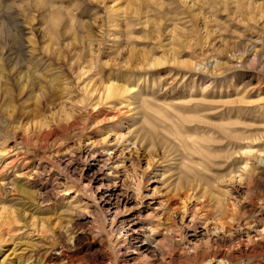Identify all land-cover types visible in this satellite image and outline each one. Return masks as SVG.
<instances>
[{
  "label": "rangeland",
  "instance_id": "374dc122",
  "mask_svg": "<svg viewBox=\"0 0 264 264\" xmlns=\"http://www.w3.org/2000/svg\"><path fill=\"white\" fill-rule=\"evenodd\" d=\"M253 51L256 52L253 63L252 56L244 65L237 62L241 53ZM0 54V136L7 129L10 132L4 136L5 144L10 148L4 163L10 162L15 152L22 151L27 159H32V166L40 170L44 166L39 171V180L47 183L40 185L34 179L30 184L36 191V200L42 202L37 213L49 218L57 216L64 224L68 221L71 229L86 230L78 234L71 245L74 259L91 264L110 262L108 251L100 246L95 236L100 221L108 225L110 218L107 216L102 220L93 207L87 210V215L74 208L65 212L68 205L74 206V203L68 204L70 198L77 193L79 197L81 191L76 184L71 186L78 189L77 193L73 190L65 192L64 187L56 186V179L60 183L65 181L63 165L58 166L61 158L53 159L40 149L39 142H35L37 133L31 138L32 142L16 145L18 137L24 134L23 125L35 123L48 127L44 131L54 130L60 141L72 146L74 140L63 129L65 123L68 124L66 114L75 116L79 126L85 128L81 144L109 137L108 152L96 157L95 161L88 160L90 163L76 159L73 168L75 176L81 171L87 178L94 174L93 187H101V195L111 194V202L123 210L118 219L132 220L131 228L137 232L139 229L136 239H129L130 245L140 251L147 250L155 264H192L191 253L185 251L179 255L180 251H177L172 254L166 247L161 258L158 251H152L153 244L144 239L149 236L151 224L158 220L166 227L186 225L179 222L181 211L165 208L167 190L175 185L178 172L175 173L174 169L166 172V175H173L170 179L165 178L166 175L160 176L172 167L162 149L166 146L169 152L175 151L171 156L177 159L180 147L173 145V137L166 133H163L167 139L164 145L154 143L159 134L151 127L153 124L148 123L149 114L143 119L138 115L130 118L134 114L131 111L133 105L126 108L122 104L118 108L115 100H99L98 109L103 113H89V110L92 109L91 103L98 100V90L111 83L128 85L131 93H147L150 101L159 106L156 113H151L152 121L157 124L163 122L161 114L166 116V124L172 120L182 125L183 119L192 121L196 118L195 112L187 110L192 101H182H188L191 87L194 88L193 98L213 100L208 104L214 106L213 111L219 110L223 102L240 96L254 104L261 102L264 100V0H0ZM183 103L187 105L185 108L180 106ZM208 106L200 108L207 109ZM234 106L242 110L249 108V105ZM110 108H117L129 118L123 120L125 124L119 130L125 134V140L120 144L112 141L118 128L117 119H106L107 114L114 113ZM242 110L239 112L243 113ZM256 110L264 114L263 108ZM192 125L195 126L194 123L185 124L186 127ZM140 128H143L141 132ZM11 131L20 133L16 140ZM186 134L198 140L208 135L216 136L206 129ZM136 136L141 142L143 140L142 144H132ZM150 144L154 147L152 156H155L156 163L153 169L145 170L149 157L145 151ZM260 147L264 154V146ZM95 151L100 153L101 149ZM213 155L216 158L210 163V172H206L205 177L220 192L233 187L231 196L221 197L244 218L233 224V228L246 230L263 224L264 213L253 216L252 211L258 197L264 193V174L241 185L221 183L228 179L225 175L235 161L222 159L221 156L225 155L223 149ZM108 156L110 160L104 163ZM122 162L125 169L121 167ZM216 163L218 166L213 165ZM178 168L182 175L186 174L184 168ZM22 172L26 169L16 167L0 173V198L7 207L19 197L12 191L11 182L26 179L17 177ZM31 173V170L26 172ZM218 176L222 178L217 179ZM140 177L141 192L136 196L133 188ZM184 183L182 179L180 184L183 186L187 182ZM52 184H55L53 188L50 187ZM214 200L208 197L202 211H193L187 201L184 219L188 222L193 215L199 231L197 238L190 239L203 241L211 235V231L205 233L202 230L198 220L206 211H211L209 214L212 213L214 219L220 217L221 208ZM186 232L188 235L192 233L190 229ZM109 236L113 237L112 234ZM225 243L218 242L221 252H224L222 245ZM260 243L257 252L264 249V240ZM234 246L242 252L252 250L245 240L234 243ZM10 247L7 243L0 244V260L1 252ZM133 259L121 258L115 264H145Z\"/></svg>",
  "mask_w": 264,
  "mask_h": 264
},
{
  "label": "bare ground",
  "instance_id": "6f19581e",
  "mask_svg": "<svg viewBox=\"0 0 264 264\" xmlns=\"http://www.w3.org/2000/svg\"><path fill=\"white\" fill-rule=\"evenodd\" d=\"M0 56L2 55L0 54ZM249 56L253 57L251 59V63H253L256 56V52L254 51L250 53H241L237 62L244 65L248 62L247 58ZM257 84L259 85V83ZM255 89L257 88H253V90ZM98 91L99 97L96 102L97 104L91 103V108L94 109V111L91 109L89 110V113L95 111L97 113H103L102 110L98 109V105H101L100 101L107 102L115 100L117 105L120 106L118 108H121L122 104H124L126 108L133 105L131 111H133L134 114H132L130 118L134 115H138L139 119H143L147 113L149 114L148 123L153 124L151 127L157 134H159V139L157 141L155 139L153 141L154 143L158 142V144L164 145V143L167 142V139L163 133H166L173 137L175 141L173 145L175 144L180 147L181 153L176 154L178 157L177 159L171 156V153H175V151L169 152V149H167L166 146L162 149L164 155L166 154L165 157H167V161H170V163L168 162L169 165L172 167L168 171L162 172V175L160 176L163 177V175H166V172L173 169L175 173L178 172L175 185L167 190L165 208L175 212L181 211L182 215L179 217V222L181 225L184 223H186V225L180 227L175 225L166 227L161 225L160 220L156 221V223L152 222L153 225L151 224L149 228V236L144 238L146 242L153 244L152 251H158L161 258L163 257V250L166 249V247H169V253L173 252L172 254L180 251L179 255H182L183 252L187 251L192 255V264H264V249L262 248L259 252L256 251V247L260 246V242L264 240V223L257 227L247 228L246 230L234 229L233 224H237L239 220L244 218L239 212L235 211L227 199L226 202H223L221 199L224 195L231 196L233 187L231 186V188L220 192L214 188V186L212 187L205 177V173L210 172L209 165L210 163H213L212 160L216 158V155L213 154H215L218 149H223L225 151V155L221 156L222 159H225V161H235V163L230 164V168L225 175L228 179L225 181L222 180L221 183L232 185L235 182L241 185L242 182L249 181L257 175L264 174V154L263 151L260 150V145L264 146V114L259 110H256L258 108L264 109V100L261 102H255L256 104H254L247 101L243 96H240L223 102L222 109L220 108L217 111H213L214 106H208L213 100H209L208 98H193L192 95L194 94V88L191 87L187 97L188 101H182L187 103L192 101V105L189 109L187 108V110L195 112L197 115L195 116L196 118L192 121L183 119L182 125H179L172 120L166 124L167 118L164 114H161L160 116L163 122L162 124H157L152 121L151 113H156L159 106L150 101L147 93L144 94L141 91L131 93V89L128 85L124 84L121 86L112 83L101 87ZM235 104L244 106L249 105L247 106L249 108L242 110L239 106H234ZM184 105V103L180 104L181 108L187 106ZM200 106H208V108L201 109ZM112 109L110 108V110ZM240 110L244 112L241 113L239 112ZM112 111H114V113L107 114L106 117L108 118L106 119L108 121L117 119L116 126L118 129L114 132L112 141L113 143L120 144L125 140V134L119 132V130H121V126L125 124L128 117L118 112L117 108ZM109 116H111V118H109ZM65 117V121L68 124L65 123V127H62L64 133L69 134L74 140L72 146H68V143L63 140L60 141L61 138H57L54 130L51 129L44 131V129H47L48 127H42L41 124L39 125L35 123L30 126L25 125V127L23 125L24 134H21L18 137V143L15 142L16 145H22L23 142L30 143L31 138L33 139V136L37 133L38 135L37 138H35V142H39L40 149L53 159H55V157L61 158L58 162V166L63 165L61 168L65 171L63 176L65 181L64 183H60L57 182L58 179H56V186L64 187L63 191L65 192L73 190V193H77L78 189L72 187L76 184L79 191H81L79 197V194L77 193L75 194L76 196L74 195V197L70 198L68 204L74 203V206L68 205L65 212H70V210L74 208L78 211L83 210L87 215L89 214V211L87 210L90 207H93L98 211L97 213L102 220H105L107 216L110 218L108 225H105L103 221H100V224L97 227L98 234L96 233L97 235H95L97 236L100 246L108 251L109 259L111 258L110 262H104L102 264H115L119 259H128V257H134L133 260H141L145 262V264H155L154 260L147 254V250L140 251L138 247L130 245L129 241L131 239H136L139 229L137 232L131 228L132 220L130 221L127 219L126 221L118 219L120 218V214L123 213V210L114 205L115 203L111 202V194L101 195L99 190L102 188L93 187L95 179L94 174L92 177L87 178L81 171L78 176H75L76 173L73 168L75 160L95 161L96 157H102L103 153L110 150L107 148L109 137L105 136L101 139H94L81 144L82 139L85 136V128L82 127V125L79 126L75 116L66 114ZM190 123H194L195 126H185V124ZM199 129H206L208 132L216 133V136L212 137L208 135L205 139H200V141L193 137H189L190 135L186 134L189 132H195ZM7 130L4 131L3 136H0V173L16 167H20L21 169L25 168L26 172L31 170L32 173L26 174V172H22L17 175V177L22 176L26 179H17L16 181L13 180L11 182L12 191L19 194H17L19 197L12 200H16V202H13V204L7 207L2 204L0 198V244L7 243L11 246L1 252L2 258L0 264H91L75 260L74 255L70 250L77 235L85 233L86 230L81 228L77 230H75V228L71 229L69 224H67L69 223L68 221L64 224L57 216H51L49 218L48 216H40L37 213V209L42 202L39 203L36 200V191L32 190L30 184L34 179H36L40 185L47 183L46 180H39V175H41L39 171H41L44 166H41V170L40 168H37V166H32V159H27L25 153L22 151L15 152L13 159L10 162L4 163L5 156L10 151V148L5 144L4 138V136L10 135V132H7ZM40 130L42 133L39 132ZM142 130L143 128L139 129L140 132ZM11 132L14 139L20 134L15 131ZM134 138L135 140L132 144H138L141 142V139L138 140L137 136ZM211 144L218 145L212 146ZM96 148L101 149L100 153L95 151ZM153 148V144H150V147L145 151L146 153H149V157L146 160L145 170L153 169L155 167V156H152L154 151ZM105 159L106 161H104V163L109 161L110 157L108 156ZM3 163L4 165L2 166ZM213 165L218 166L217 163ZM121 167L125 169V164L123 162ZM178 167L184 168L186 174L182 175L183 172H179ZM117 169L118 166L115 170ZM172 176L171 173H168L165 178L170 179ZM216 178L220 179L222 177L218 176ZM141 179L142 177L138 178V181H136L133 188V193L136 196L141 192ZM182 179L185 183L187 182L186 184L184 183L185 185L183 186L180 184ZM55 184H52L50 187L53 188ZM115 185L116 184L114 183L113 187H115ZM204 186H207V188ZM1 189L2 185L0 184V193ZM208 197L214 198V203L220 206V217L214 219L211 217L212 213L209 214L211 211H206L200 215V220L198 221L200 226H202V230L205 231V233L211 231V235L207 236L203 241L192 240L197 238L199 231H197L198 226L195 227V225L198 224L197 222H194L195 219L193 215L189 218L188 222L184 219V214L188 205L187 201L191 204L193 211H199L204 207L203 205L206 203V200H208ZM254 208V212L252 211L253 216L261 214L262 212L264 213V193L258 197ZM125 211L126 210L124 209V212ZM248 217L253 218L251 215H248ZM68 219L70 220V218ZM208 228L210 229L208 230ZM189 229L192 231L190 235L186 232ZM110 234H112L113 237L109 236ZM91 239L93 241L94 237L91 236ZM244 240L247 245H249L248 248L252 249H250L251 252H246V250L243 252L239 251L236 247L237 245L234 246V243L242 242ZM223 241L226 243L225 245H222L224 246V248H222L224 249V252H221L219 250L220 247L218 246V242L221 243ZM7 250H9V252H7ZM134 251L135 253H133ZM26 254L27 256L25 257ZM7 258L12 259L6 261Z\"/></svg>",
  "mask_w": 264,
  "mask_h": 264
}]
</instances>
